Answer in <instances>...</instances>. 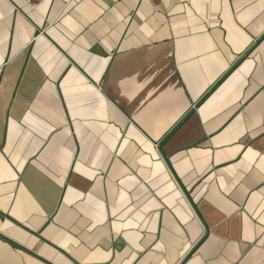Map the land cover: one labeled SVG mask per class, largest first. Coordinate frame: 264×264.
<instances>
[{
    "label": "crops",
    "instance_id": "0c3cea01",
    "mask_svg": "<svg viewBox=\"0 0 264 264\" xmlns=\"http://www.w3.org/2000/svg\"><path fill=\"white\" fill-rule=\"evenodd\" d=\"M0 264H264V0H0Z\"/></svg>",
    "mask_w": 264,
    "mask_h": 264
},
{
    "label": "built area",
    "instance_id": "2783aa9c",
    "mask_svg": "<svg viewBox=\"0 0 264 264\" xmlns=\"http://www.w3.org/2000/svg\"><path fill=\"white\" fill-rule=\"evenodd\" d=\"M63 1L65 4L68 3L70 0H61Z\"/></svg>",
    "mask_w": 264,
    "mask_h": 264
}]
</instances>
